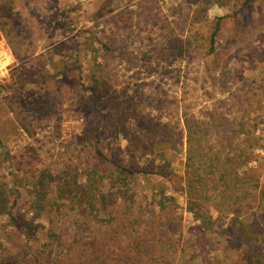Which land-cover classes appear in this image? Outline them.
Instances as JSON below:
<instances>
[{
  "label": "rangeland",
  "instance_id": "rangeland-1",
  "mask_svg": "<svg viewBox=\"0 0 264 264\" xmlns=\"http://www.w3.org/2000/svg\"><path fill=\"white\" fill-rule=\"evenodd\" d=\"M5 1L0 5V255L17 254L25 244L19 225L32 216L34 185H46L49 176L55 180L46 190L56 205L66 201L58 182L74 178L80 190L71 198L81 204L60 206L54 222V228H68L64 241L75 251L97 245L108 263L121 256L104 221L122 183L138 184L146 196L135 197V210L142 215L147 208V223L158 220L152 184L141 176L108 179L104 187L101 179L100 192L88 190L86 151L98 145L106 148V173L112 161L141 167L154 160L151 167L169 181L168 194L178 208L160 227L162 238L170 241L167 264H245V250L253 260L264 254V236L260 244L236 230L226 233L228 219L218 222L222 227L205 230L186 211V145L183 136L179 139L186 111L196 116L224 112L237 120L242 115L246 125L255 124V152L262 157L257 162L264 167V0ZM216 18L220 31L210 53L207 37ZM189 39L193 43L185 52L183 43ZM220 100L226 102L223 107H218ZM97 116L102 121L98 144L96 137L88 138V125ZM170 121H178L170 132L172 143L143 154L145 139L134 137ZM254 141L235 139L233 147L243 149ZM9 208L17 228L7 221ZM248 211L245 218L254 219L264 233V217H249ZM78 217H84L85 229L98 227L101 218L99 234L84 233L80 240L72 236L73 229L78 232L73 226ZM40 224L47 229L49 223ZM41 238L40 233L29 240L32 251ZM121 240L124 245L128 237Z\"/></svg>",
  "mask_w": 264,
  "mask_h": 264
},
{
  "label": "trees",
  "instance_id": "trees-1",
  "mask_svg": "<svg viewBox=\"0 0 264 264\" xmlns=\"http://www.w3.org/2000/svg\"><path fill=\"white\" fill-rule=\"evenodd\" d=\"M5 2V0H0L1 8L5 6ZM211 27L212 31L207 37L208 52L210 53L214 51L216 37L220 31V19L216 18ZM192 43L193 40L191 39L186 45L183 43V50L190 52ZM95 100L100 99L95 97ZM225 103L224 100H220L218 107H223L221 105H225ZM201 115H203V119H200L199 116ZM217 115L220 114L210 112L207 115L200 113L199 116H196L191 111H186L183 114L181 133L184 132V134L179 139L181 140L183 136L186 145L183 177L185 209L192 215L193 220L198 222L199 227L205 230L217 226L222 227L223 225L218 224V222L228 219L227 227L223 229L224 232L231 233L232 230H236L245 238L251 239L255 243L260 241L261 244L263 241L260 240V237L264 236L261 228L257 226L254 219L249 222V219L244 216V212L249 210V217L258 214L264 217V167L257 162V159L262 157L255 152L256 142L259 138V136L253 137L255 124L246 125L242 115L238 120L236 117L227 118L224 112L220 116ZM101 123L102 121L97 116V120L88 125V138L96 137L97 144L100 142L102 134ZM176 125L178 126V121L175 124L170 121L162 127L164 131L159 125H155L151 131H146L134 139H145L141 143V150L143 154H147L160 146L171 144L170 132ZM216 128H219L220 131L217 132ZM239 138H245L246 141L250 140L251 143L255 140L254 145H250V143L243 149L234 148L233 140ZM104 150H106L105 147L101 149L98 145L86 151L87 163L86 161L85 163L87 167L85 166L84 170L88 176V184L86 185L88 190L94 189L100 192L99 180L101 179L103 182L100 183L101 187H104L105 180L108 179L118 178L119 180L122 179L123 182L131 176H141L140 179L144 180L147 185L152 184L153 188L149 191L153 200L152 207L158 209V220L147 223L144 217L147 208L142 209V215H139L138 209L135 210L136 207H134L133 202L135 197L139 193L146 196L144 191L137 190L138 184H133L134 187H128L122 183L118 188L113 205L107 206L109 212L105 214V217L108 219L104 221L108 224L105 229L113 233L112 245H116V248L119 247L118 249L122 252L121 256L116 260V263L114 261L108 263L103 257L100 258V249L97 245L82 246L81 251L80 248L75 251L74 248H69L70 244L64 241L68 240V228H54V222L59 218L61 207L69 206L72 208L74 203H80L78 199L73 200L71 198V195L80 190L75 187L74 178L73 180L71 178L58 182V185L61 186L58 187L60 198L66 201L56 205L46 190L55 180L49 176L46 185H42V182L38 187L37 183L34 185L33 199L29 203L32 216L28 220L23 219L19 225L21 229L24 228L25 230L22 233L25 236V244L20 247V252L17 254L0 255V264H167L170 255L168 254L170 241L167 237L162 238V228L160 227L167 225L168 219H170L168 215L178 208L175 197L168 194L169 181L160 175L159 169L151 167L154 160L148 161L147 165L141 167L132 165L125 167L121 163L112 161L111 171L106 173ZM252 162H256L254 166L250 165ZM69 175L66 172V176ZM88 201L87 204H91V200ZM253 208L255 209L254 213L251 211ZM95 210L98 211V209ZM4 213L10 227L17 228L16 218L10 208ZM65 216L66 213H62V218ZM74 220L73 226L79 228L78 232L73 229L71 235L77 240H80L84 233L96 232L99 234L102 227L101 218L99 219L100 223L97 224L99 228L94 227V229L90 226L85 229L84 225L82 226L85 221L84 217H78ZM41 221L49 223L47 229L40 224ZM40 233L42 235L40 244L36 251H32L30 245L27 244H29V240L35 239V236ZM8 235L10 234L8 233ZM123 236L128 237L124 245L121 240ZM86 247L89 248L88 259L85 258L84 250ZM156 248L157 251H155ZM253 256L255 260H253L251 253L245 250L242 260L245 261V264H264V254ZM63 257H69V259L64 262Z\"/></svg>",
  "mask_w": 264,
  "mask_h": 264
}]
</instances>
